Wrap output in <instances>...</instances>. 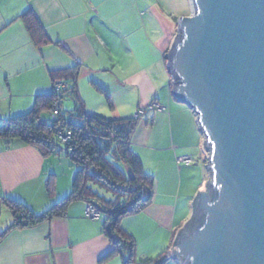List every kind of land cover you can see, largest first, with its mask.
Returning <instances> with one entry per match:
<instances>
[{
  "label": "crops",
  "instance_id": "1",
  "mask_svg": "<svg viewBox=\"0 0 264 264\" xmlns=\"http://www.w3.org/2000/svg\"><path fill=\"white\" fill-rule=\"evenodd\" d=\"M172 1L0 0V119L29 111L36 96L50 93V71L75 66L78 97L87 112L107 119L137 116L131 148L153 175V194L119 225L134 240L136 258L165 253L164 264H180L170 249L193 213L195 194L209 180L197 114L172 94L165 58L178 18L190 15L193 5L189 0L190 9L178 12ZM28 10L51 42H33L21 18ZM66 100L72 109L73 100ZM187 156L191 161L184 160ZM46 157L34 146L4 148L0 141V193L35 212L65 196L72 174L54 175L48 196L45 182L53 172L46 168ZM86 206L75 200L61 216L5 232L0 264H122L120 254L100 262L111 244L103 233V216H85ZM11 221V213L0 216V233Z\"/></svg>",
  "mask_w": 264,
  "mask_h": 264
},
{
  "label": "water",
  "instance_id": "2",
  "mask_svg": "<svg viewBox=\"0 0 264 264\" xmlns=\"http://www.w3.org/2000/svg\"><path fill=\"white\" fill-rule=\"evenodd\" d=\"M191 1L165 58L172 94L197 114L212 181L170 254L180 264H264V0Z\"/></svg>",
  "mask_w": 264,
  "mask_h": 264
},
{
  "label": "trees",
  "instance_id": "3",
  "mask_svg": "<svg viewBox=\"0 0 264 264\" xmlns=\"http://www.w3.org/2000/svg\"><path fill=\"white\" fill-rule=\"evenodd\" d=\"M21 18L36 45L51 42L30 10ZM78 68L50 71L53 81L50 93L36 96L29 111L0 119V139L4 148L20 143L36 147L44 156L63 152L76 166L70 191L42 212H35L0 193V209L5 205L12 217L0 237L10 229L34 226L61 216L72 201L83 200L103 216V233L111 244L110 251L100 262L120 254L122 264H164L167 261L165 253L154 258H136L134 240L119 225L121 217L142 210L153 194V175L144 170L140 157L131 148L138 117L107 119L87 112L77 93ZM68 97L75 106L65 111L62 101ZM105 99L112 107L107 94ZM54 109L58 110L55 115ZM44 113L47 118L42 116ZM65 130L70 136L62 141L59 133ZM45 188L48 196H52L54 174H49ZM204 222L205 214H198L196 224Z\"/></svg>",
  "mask_w": 264,
  "mask_h": 264
},
{
  "label": "rangeland",
  "instance_id": "4",
  "mask_svg": "<svg viewBox=\"0 0 264 264\" xmlns=\"http://www.w3.org/2000/svg\"><path fill=\"white\" fill-rule=\"evenodd\" d=\"M171 7H174L176 11L180 12L183 11L185 12L186 8L187 10L190 9V1L189 0H174L171 3ZM68 105V101L67 100H63L62 101V108L67 111L70 110ZM44 118H47V114L44 113L42 115ZM205 137V136H204ZM0 141H3L2 139H0ZM205 153L209 155V152L207 150H205ZM53 166V167H52ZM46 168L48 170V172L52 171L53 174L55 175V177H58L60 179L64 178L66 176V174L71 173L72 177L74 175V172L76 170V166L74 164H72L70 162V160L64 155L63 152H61L60 154H49L46 157ZM50 168H53V170H50ZM209 181H212V173L209 170ZM62 181V180H60ZM102 195L106 194L104 192L101 193ZM108 197V196H106ZM10 213L9 209L5 206H3L0 209V216L2 218V216L4 215V213Z\"/></svg>",
  "mask_w": 264,
  "mask_h": 264
},
{
  "label": "built area",
  "instance_id": "5",
  "mask_svg": "<svg viewBox=\"0 0 264 264\" xmlns=\"http://www.w3.org/2000/svg\"><path fill=\"white\" fill-rule=\"evenodd\" d=\"M172 80H173V76L171 75V85H172ZM158 108H160V106L156 105ZM58 113V110L57 109H54L53 110V115L57 114ZM70 136V132L68 130H65L64 132L62 133H59V137L61 138L62 141H66ZM204 152V155H205V158L208 159V153L206 154L205 153V149L203 150ZM184 160L189 162L191 161V157L187 156V157H184ZM84 214L85 216L89 217V218H92V219H97L99 218L100 216V213L99 211L91 204H87L85 210H84Z\"/></svg>",
  "mask_w": 264,
  "mask_h": 264
}]
</instances>
